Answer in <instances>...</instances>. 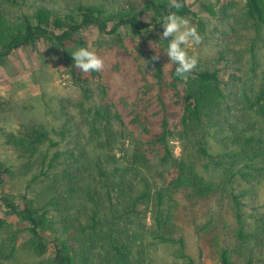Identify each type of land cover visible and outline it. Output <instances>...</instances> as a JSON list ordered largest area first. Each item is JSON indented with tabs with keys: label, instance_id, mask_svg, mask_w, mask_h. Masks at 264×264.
<instances>
[{
	"label": "rangeland",
	"instance_id": "374dc122",
	"mask_svg": "<svg viewBox=\"0 0 264 264\" xmlns=\"http://www.w3.org/2000/svg\"><path fill=\"white\" fill-rule=\"evenodd\" d=\"M149 1L0 0V16L18 22L22 15L31 16L40 7L49 9L54 15H64L80 4L95 3L104 5L108 15L133 8L136 15L143 17L149 13L146 10ZM188 1L206 25L203 31L198 30L203 37L202 44L189 48V53L196 54L204 67L220 68L222 89L226 94V100L218 110L219 116L215 117V123L212 121L206 134L209 152L217 155L221 164L212 165L206 175L222 182L229 170L250 172L248 182L240 179L243 185L239 187L245 191L241 201L249 237L244 242H234L232 258L236 263L248 260L261 263L264 261V148L260 150L261 155L255 154L253 161L248 160L246 155L238 153L242 139L236 142L234 137L238 135L236 130L243 128L237 123L240 121L238 108L241 107V94H255L263 81L264 24H255V21L253 23L241 16L245 0H235L232 8L215 17L195 0ZM206 1L214 4L217 10L223 4L218 0ZM190 24L193 25L191 21ZM83 35L91 49L105 60L101 81L90 80L88 95L73 83L69 74L74 63L71 53L80 48L75 43L63 49L44 45L19 49L0 66V162L9 166L12 172L5 184V194L18 204L26 196L34 206L47 211L48 239L57 235L72 242L77 236L78 223H84L87 213L91 212L92 203L86 197L87 190L96 199L105 197L106 189L100 171L110 176L114 165L117 166L114 159L126 166L131 149L136 147L137 142L145 140L144 129H149L151 135L159 130L165 109L159 100L161 91L152 57L159 53L166 74L170 67L169 64L165 66L167 56L164 48L151 33L140 35L128 28L120 30L119 36L100 35L94 30ZM165 102L173 131L169 141L174 155L177 158L195 155L197 137L193 133L184 137L179 135L180 110L172 101ZM94 105L102 106L110 113L112 122L107 130L99 122H93L88 110ZM115 111L120 114L121 120L113 117ZM133 120L138 123L134 124ZM27 122L65 133L63 138H57L61 153L57 167L48 176H39L34 181L32 178L40 173L47 150L42 149L35 158L28 160L6 142L9 134L15 133L22 123ZM252 130L250 134H254L256 140L264 137V121L254 116ZM258 147L254 144V152ZM53 152L54 149L49 150L48 155ZM158 155L153 157L150 171L139 166L157 181V184L152 182L153 189L160 185L170 170L165 164L157 169ZM245 164L251 167H245ZM65 169L73 174H67ZM163 170L164 173H160ZM236 178H240L238 174ZM137 186L141 187L140 182ZM74 188L76 192L72 190ZM151 196V202L142 206L141 213L131 226L143 232L139 237L132 235L131 239L128 238L132 243L131 264H183L178 257V245L155 238L157 231L151 210L154 196ZM1 220L5 224L0 225V264H52L49 252L37 254L28 248L32 236L28 231L18 232L22 226L15 218L0 212V223ZM168 232L177 235L180 229L172 227ZM185 238L187 252L195 258L196 264H218L210 249L190 227L185 231ZM200 247L203 249L202 259L198 256Z\"/></svg>",
	"mask_w": 264,
	"mask_h": 264
},
{
	"label": "trees",
	"instance_id": "16d2710c",
	"mask_svg": "<svg viewBox=\"0 0 264 264\" xmlns=\"http://www.w3.org/2000/svg\"><path fill=\"white\" fill-rule=\"evenodd\" d=\"M218 1L223 2L220 10L206 0H195L196 4L214 17L227 12L235 4V0ZM147 3L146 10L149 13L143 17L136 15L133 8L130 11L121 9L116 14L108 15L104 5L95 3L80 4L74 11L64 15H54L49 9L40 7L31 16L22 15L18 22L0 16V66L16 51L26 47L44 45L63 49L70 43L79 47L89 46L83 34L90 30L106 36H119L120 30L128 28L140 35L151 33L165 50L168 40L160 39L163 32L161 23L163 17L174 9L169 8V0H150ZM181 3L184 7L179 10V14L189 19L197 30L203 31L206 25L194 10V5L188 0H181ZM241 12L243 18L253 23L255 21V24H264V0H245ZM144 18H149L150 23ZM154 63L155 77L161 91L159 100L165 109L159 130L151 135L149 129H144L145 140L137 142L136 147L131 149L126 166L123 167L119 160L114 159L117 166L114 165L115 169L110 176L100 171L106 189L105 197L96 199L87 190L86 197L92 203L91 212L87 213L84 223H78L77 236L73 242L57 235L48 239L47 211L34 206L26 196L18 204L5 194V184L12 172L3 162H0V212L15 218L22 226L18 232L28 231L32 236L28 248L37 254L49 252L52 264H131L132 243L128 238L143 234L142 229L134 230L131 226L141 213L142 206H148L153 195L151 210L157 231L155 238L178 245V257L183 264H196L195 258L187 252L185 231L188 227L210 249L218 264H264V261L257 263L251 260L236 263L232 258L234 242H244L249 237L241 201L245 191L239 187L243 185L241 180L248 182L250 172L229 170L222 182L206 175L212 165L221 164L218 156L209 152L206 137L207 130L213 120L215 123V117L219 116L218 110L226 100L220 68L204 67L198 62L188 79L183 80L175 75L176 65L171 64L167 57L166 63L170 66L167 74L160 60ZM74 65L75 62L69 70L71 80L88 95L90 80L101 81V72L85 74ZM103 92L106 93L105 87ZM241 97V107L238 108L240 121L237 123L243 128L236 130L238 135L234 141L242 139L238 153L253 161L255 154L261 155L260 150L264 148V137L256 140L254 134H250L254 131V116L264 121V77L255 94L248 96L242 93ZM166 100L172 101L180 110L179 135L184 137L193 133L197 137L196 154L191 157L177 158L170 146L169 137L173 131L168 121ZM88 111L93 122L102 124L104 130L111 125L112 117L104 107L94 105ZM113 117L121 120L117 111ZM132 122L138 123L137 120ZM64 136L63 130H48L41 124L27 122L22 123L15 133L9 134L6 142L28 160L35 158L42 149L47 150L40 173L32 178L34 181L39 176H48L57 167L61 158L57 138ZM254 144L259 145L255 152ZM51 149L54 152L49 156L48 151ZM157 154L160 159L156 163L157 169L165 164L170 170L160 185L153 189L152 182L157 184V181L150 174L146 175L139 166L150 171L153 157ZM122 158L125 159L124 156ZM245 167L250 168L251 165L245 164ZM65 171L73 174L69 169ZM160 173H164V170ZM72 190L77 191L75 188ZM3 224L5 221L1 220L0 225ZM172 227H178L180 232L177 235L169 234ZM12 250L14 252L15 247ZM198 256L202 259V247L198 250Z\"/></svg>",
	"mask_w": 264,
	"mask_h": 264
},
{
	"label": "clouds",
	"instance_id": "9594fccd",
	"mask_svg": "<svg viewBox=\"0 0 264 264\" xmlns=\"http://www.w3.org/2000/svg\"><path fill=\"white\" fill-rule=\"evenodd\" d=\"M184 5L181 0H169V8L174 11H169L163 17L162 25L163 32L160 39L168 40L164 54L168 61L176 65L175 75L183 80L188 79V75L192 73L199 62L196 54H190L189 48L199 46L203 42V37L199 34L197 28L190 24V21L179 14V10ZM150 23L149 18H144ZM168 38H171L170 40ZM75 68L87 74L90 72H101L105 68V60L96 51L91 49V46L80 47L71 53ZM159 53L152 57L153 61H158ZM169 64V63H168ZM166 64L165 66H167Z\"/></svg>",
	"mask_w": 264,
	"mask_h": 264
}]
</instances>
